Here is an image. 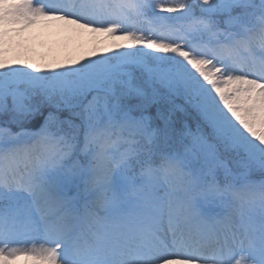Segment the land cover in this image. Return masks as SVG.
<instances>
[{"label": "snow or ice", "instance_id": "6c2138e0", "mask_svg": "<svg viewBox=\"0 0 264 264\" xmlns=\"http://www.w3.org/2000/svg\"><path fill=\"white\" fill-rule=\"evenodd\" d=\"M20 258L264 264V0H0V264Z\"/></svg>", "mask_w": 264, "mask_h": 264}, {"label": "rangeland", "instance_id": "374dc122", "mask_svg": "<svg viewBox=\"0 0 264 264\" xmlns=\"http://www.w3.org/2000/svg\"><path fill=\"white\" fill-rule=\"evenodd\" d=\"M61 39L60 37H57V36H54V35H43L41 36V40H44L46 41V44L45 45H41L39 42L37 43L36 45V50L38 53H47L48 51V47L51 46V47H57V45L55 44V42L57 40ZM83 43V41H82Z\"/></svg>", "mask_w": 264, "mask_h": 264}, {"label": "trees", "instance_id": "16d2710c", "mask_svg": "<svg viewBox=\"0 0 264 264\" xmlns=\"http://www.w3.org/2000/svg\"><path fill=\"white\" fill-rule=\"evenodd\" d=\"M176 115H177V118H178V119L183 118L181 113H177ZM187 122H188L190 125H192V124L194 123L193 120H192L190 117L187 118Z\"/></svg>", "mask_w": 264, "mask_h": 264}, {"label": "bare ground", "instance_id": "6f19581e", "mask_svg": "<svg viewBox=\"0 0 264 264\" xmlns=\"http://www.w3.org/2000/svg\"><path fill=\"white\" fill-rule=\"evenodd\" d=\"M16 264H24V260H23V258H20V259L16 262Z\"/></svg>", "mask_w": 264, "mask_h": 264}]
</instances>
